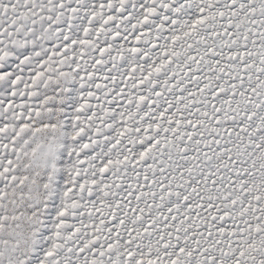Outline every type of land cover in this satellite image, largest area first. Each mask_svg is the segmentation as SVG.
<instances>
[{
	"label": "snow or ice",
	"instance_id": "6c2138e0",
	"mask_svg": "<svg viewBox=\"0 0 264 264\" xmlns=\"http://www.w3.org/2000/svg\"><path fill=\"white\" fill-rule=\"evenodd\" d=\"M0 264H264V0H0Z\"/></svg>",
	"mask_w": 264,
	"mask_h": 264
}]
</instances>
